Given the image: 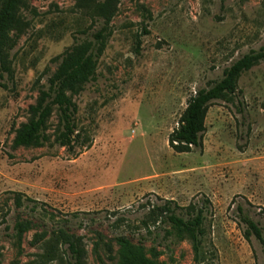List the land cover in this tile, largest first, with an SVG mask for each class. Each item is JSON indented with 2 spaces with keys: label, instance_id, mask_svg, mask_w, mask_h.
Segmentation results:
<instances>
[{
  "label": "rangeland",
  "instance_id": "1",
  "mask_svg": "<svg viewBox=\"0 0 264 264\" xmlns=\"http://www.w3.org/2000/svg\"><path fill=\"white\" fill-rule=\"evenodd\" d=\"M101 1L21 0L0 56V264H72L60 232L82 264H122L121 238L156 248L163 264H264L242 222L264 238V61L208 108L201 149L168 145L190 97L264 47V0H116L93 79L69 94L70 146L56 143V110L41 147L12 146L60 59L104 26ZM165 201L202 208L197 259L188 239L164 238L166 225L139 236Z\"/></svg>",
  "mask_w": 264,
  "mask_h": 264
},
{
  "label": "trees",
  "instance_id": "2",
  "mask_svg": "<svg viewBox=\"0 0 264 264\" xmlns=\"http://www.w3.org/2000/svg\"><path fill=\"white\" fill-rule=\"evenodd\" d=\"M116 3V0L96 3L94 13L97 18L104 21V26L92 35V42L75 47L60 59L56 71L48 78L46 90L40 91L36 103L29 108V120L16 131L13 147H41L47 139L46 124L53 110L57 111L61 126V131L56 136V143L60 146H70L76 134L77 109L69 94L78 92L93 79L97 60L104 50L105 37L110 34L108 24L115 13ZM20 4L21 0L1 1L0 56L5 46L11 47L8 44L9 34L19 25ZM262 61H264V47L241 56L223 71L218 81L206 89L197 90L187 101L177 127L168 136L169 147L177 153H189L193 149H201L208 108L213 102L234 95L241 75ZM179 210H183V213ZM182 214H185V217ZM203 221L202 208L193 204L181 208L173 201H165L161 205L151 206L146 217L140 221V229L145 230V235L139 236L142 239H146L147 236L155 239L157 235L153 233L152 228L166 225L169 229L164 230V238L188 239L197 259L204 233ZM242 222L246 226V239L253 236L264 249L263 231L247 216H243ZM58 238L68 245L70 257L73 259L72 264H82L83 251L78 247L76 238L61 235V232ZM120 245L119 259L122 264H163L156 261L161 252L154 247L144 252L141 244L134 246L125 238L120 239ZM49 260H52V257Z\"/></svg>",
  "mask_w": 264,
  "mask_h": 264
}]
</instances>
